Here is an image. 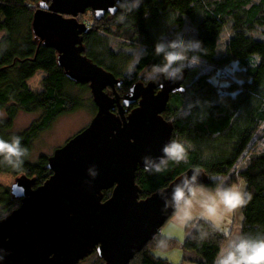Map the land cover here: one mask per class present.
I'll use <instances>...</instances> for the list:
<instances>
[{
    "label": "trees",
    "instance_id": "trees-1",
    "mask_svg": "<svg viewBox=\"0 0 264 264\" xmlns=\"http://www.w3.org/2000/svg\"><path fill=\"white\" fill-rule=\"evenodd\" d=\"M42 1L0 0V109L17 107L39 114L44 125L59 115L80 110L82 98L71 96V91L86 92L90 87L71 82L58 63V52L35 36L34 16ZM121 1L119 12L95 22L84 38L85 56L124 81L119 94L125 95L139 82L146 83L140 75L147 68L163 65L164 55H158L156 47L162 43L171 50L167 37L173 28L189 26L196 30L184 42L188 59L182 66L195 56L207 67L188 68L184 92L172 96L163 114L173 123L172 140L185 145L186 158L179 163L169 160L161 172L139 168L136 183L141 199L164 190L192 169L225 180V186L243 181L251 199L243 206L242 234L264 236V146L260 148L264 143V0ZM87 16L95 21L92 12ZM85 17L79 21L83 23ZM113 35L120 39L116 50L110 39ZM137 48L142 50L132 68L136 58L128 51ZM39 72L45 76L37 90L30 81ZM223 72L227 83L220 89L215 78ZM93 107L97 114L95 103ZM13 137L0 131V139L11 141ZM20 146L27 150L29 140H20ZM21 159L23 162L14 167L0 156V176H26L35 179L36 188L52 176L47 156L35 162L25 155ZM220 179H210L206 190L214 192ZM112 194L105 192V201ZM20 206L11 188L0 185V220ZM174 216L175 211L172 219ZM194 222L186 226L188 237L181 264H215L224 232L205 220ZM201 233L206 237L201 239ZM161 239H166V246H159ZM179 246L181 241L159 235L131 264H172L158 254ZM89 260H94L91 264H105L97 253L80 264Z\"/></svg>",
    "mask_w": 264,
    "mask_h": 264
},
{
    "label": "water",
    "instance_id": "water-1",
    "mask_svg": "<svg viewBox=\"0 0 264 264\" xmlns=\"http://www.w3.org/2000/svg\"><path fill=\"white\" fill-rule=\"evenodd\" d=\"M121 5V0L39 4L35 36L58 52L71 82L89 85L98 112L86 129L49 157V180L36 188L35 179L21 176L12 186L21 206L0 220V264H80L94 253L105 264H131L172 218L175 186L190 181L194 172L199 183H210L203 170L192 169L141 199L137 171H150L166 159L163 149L174 128L163 114L172 96L184 92L188 69L173 79L161 75L139 82L119 94L124 81L85 56L89 28L78 18L92 11L102 21L115 16ZM107 191L113 194L105 201Z\"/></svg>",
    "mask_w": 264,
    "mask_h": 264
},
{
    "label": "clouds",
    "instance_id": "clouds-1",
    "mask_svg": "<svg viewBox=\"0 0 264 264\" xmlns=\"http://www.w3.org/2000/svg\"><path fill=\"white\" fill-rule=\"evenodd\" d=\"M94 19L97 21L96 18ZM91 20L92 18H85L83 23L80 21L79 23L87 26L90 31L94 28V23L90 22ZM167 48L171 50H166V46L162 43L157 45L156 53L163 54L165 62L162 66H154L153 71L165 75L168 79H173L182 69H188L182 68L183 62L188 59L187 49L184 48L182 42H172ZM196 59L195 56L192 57V62H195ZM108 93L112 94L111 90ZM163 152L166 159L162 158L159 164L152 165L156 172L163 171L169 160L179 163L186 158L185 145L177 140H171L164 147ZM25 153L26 149L21 148L19 137L14 136L11 141L0 139V156L8 164L18 167L23 162L21 158ZM194 173L190 181L185 179L182 184H177L173 189L171 206L175 209L177 221L183 226L197 218L211 220L217 230L224 232L225 240L217 253L215 264H264V236L251 237L244 234L233 236L222 229V216L218 215V209L221 207L225 213H230L251 199V195L243 190V181L225 186V180L210 177L213 180L220 179V182L216 184L214 192H209L203 184L198 182L197 172ZM197 205L200 208L199 217L193 215V209ZM205 237L206 233H201V239ZM158 243L159 246L164 247L166 239H161Z\"/></svg>",
    "mask_w": 264,
    "mask_h": 264
},
{
    "label": "rangeland",
    "instance_id": "rangeland-1",
    "mask_svg": "<svg viewBox=\"0 0 264 264\" xmlns=\"http://www.w3.org/2000/svg\"><path fill=\"white\" fill-rule=\"evenodd\" d=\"M134 5H137V3ZM85 18L89 17L87 16ZM195 32L196 30L189 26L185 27L184 29L182 28V30L173 28L171 29L167 40L168 42H182V44L185 46L184 42L189 40L190 37L195 34ZM110 39L112 42V47L116 50L118 48V44L120 43V39L114 35L111 36ZM193 44H191L190 47H192ZM141 50L142 48H137L128 51L136 58L133 61L132 68H135V64L138 61ZM193 67H199L201 69L207 70L205 63L198 59H196L195 62H192L191 60L187 65L182 66V68ZM160 75V73L154 72L153 68H147L140 76H144L146 79L144 81L148 83ZM44 76L45 74L43 72H39L30 81V85H32L33 88L39 90L41 88V80ZM226 76L227 74L223 72L221 76L217 77V79L215 78V82L220 86V89H222V86L225 87L224 84L227 83L224 82L227 81ZM127 93L128 92H126V94ZM71 94L73 97H81L84 106L76 112H67L66 114L52 118L44 125H42V119L39 114H28L19 110L17 107L0 109V131L5 136H17L20 138V140H29V147L26 150L25 157L32 162L37 161L41 156H47L48 158L53 156L56 150L65 146L72 138L86 129L96 115V110L93 107L94 101L91 90L83 92L80 89H75L71 91ZM21 143L23 144V142ZM262 146H264V143L260 144V148ZM20 177L0 176V185L12 188V186ZM242 187L246 192L245 182H243ZM243 206L244 205L238 206L230 213H225L222 207L219 209L221 210L219 216H222V229H225L233 236L242 234L244 225ZM199 212L200 208L193 209V214L199 215ZM228 215L230 218L225 219ZM173 218L174 219L171 218L162 228L160 236L164 238L167 236L174 237V239L181 241V246L169 251L168 253H159L158 255L160 257L167 258L172 264H181L184 253L183 244L188 237L186 226L190 222L182 226L175 217ZM202 220L205 219L197 218L191 222H198ZM205 221L209 223L211 222V224L214 225L213 221L211 220ZM226 225L229 226L224 228ZM90 262L92 263L94 260H89V262L86 264H91Z\"/></svg>",
    "mask_w": 264,
    "mask_h": 264
},
{
    "label": "crops",
    "instance_id": "crops-1",
    "mask_svg": "<svg viewBox=\"0 0 264 264\" xmlns=\"http://www.w3.org/2000/svg\"><path fill=\"white\" fill-rule=\"evenodd\" d=\"M197 208H199V206L197 205L194 209H197ZM219 213H221V210H219L218 209V215H219ZM195 217H199V215L198 214H193ZM175 217V216H174ZM230 218V216L228 215L225 219H229ZM174 219V218H173ZM191 222V221H190ZM211 223V222H210ZM213 225V224H212ZM229 225H226L224 228H226V227H228ZM223 230H225V229H223ZM223 232V231H222ZM166 238H173L174 239V237H166Z\"/></svg>",
    "mask_w": 264,
    "mask_h": 264
},
{
    "label": "flooded vegetation",
    "instance_id": "flooded-vegetation-1",
    "mask_svg": "<svg viewBox=\"0 0 264 264\" xmlns=\"http://www.w3.org/2000/svg\"><path fill=\"white\" fill-rule=\"evenodd\" d=\"M121 6H122V5H121ZM121 6H120V7H121ZM88 12H92V11H88ZM118 12H119V10H118ZM118 12H117V13H118ZM136 107H137V104L131 106L130 109H128V112H129V113L127 112V113H128L127 116H128V115H129V114H130V113H131Z\"/></svg>",
    "mask_w": 264,
    "mask_h": 264
},
{
    "label": "bare ground",
    "instance_id": "bare-ground-1",
    "mask_svg": "<svg viewBox=\"0 0 264 264\" xmlns=\"http://www.w3.org/2000/svg\"><path fill=\"white\" fill-rule=\"evenodd\" d=\"M90 22L95 23V22H97V21H93V20H91ZM98 22H101V21H98Z\"/></svg>",
    "mask_w": 264,
    "mask_h": 264
},
{
    "label": "built area",
    "instance_id": "built-area-1",
    "mask_svg": "<svg viewBox=\"0 0 264 264\" xmlns=\"http://www.w3.org/2000/svg\"><path fill=\"white\" fill-rule=\"evenodd\" d=\"M89 24H90V22H89Z\"/></svg>",
    "mask_w": 264,
    "mask_h": 264
}]
</instances>
